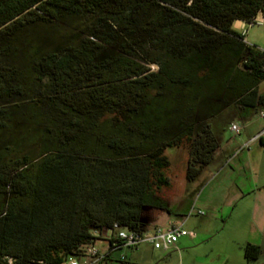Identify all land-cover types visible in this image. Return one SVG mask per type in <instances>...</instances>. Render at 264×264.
Masks as SVG:
<instances>
[{
	"label": "trees",
	"instance_id": "trees-1",
	"mask_svg": "<svg viewBox=\"0 0 264 264\" xmlns=\"http://www.w3.org/2000/svg\"><path fill=\"white\" fill-rule=\"evenodd\" d=\"M258 14L264 0H0V264H60L94 231L170 213L165 150L184 145L194 180L229 123L264 110V51L233 27Z\"/></svg>",
	"mask_w": 264,
	"mask_h": 264
},
{
	"label": "rangeland",
	"instance_id": "rangeland-1",
	"mask_svg": "<svg viewBox=\"0 0 264 264\" xmlns=\"http://www.w3.org/2000/svg\"><path fill=\"white\" fill-rule=\"evenodd\" d=\"M245 31V41L248 44L264 48L263 23L246 24ZM151 68L155 66L151 65ZM259 91H264V80L260 83ZM238 123L244 128L231 138L225 132L213 160L194 180L185 179L187 153L184 145L165 150L169 165L164 173L169 179V185L161 187L159 194L168 201L171 212L166 214L159 210L151 211L152 220L147 225V229L156 225L164 226V223L170 220L181 225L187 232H193L195 239L180 246L178 243L188 236L182 235L175 242V250L161 251L149 248L146 252L134 255L133 264H264V216L255 227L257 215L252 218L248 208L251 195L242 196L235 202L229 201L232 190L235 189L234 184L246 185L252 180L254 173L258 183L264 181V142L260 143L254 139L248 144V147L253 141L256 144L252 149V164L255 165L256 171H250L241 166L237 160L238 156L235 157L239 152L248 149L245 147L237 150L246 141L242 136L249 131L258 132L264 122L255 114L249 120L238 121ZM227 142L234 143V146L220 151L221 146ZM232 149H234L233 154ZM233 157L235 158L232 159ZM213 175L215 177L210 181L209 177ZM246 243L259 247L260 252L257 258L244 257L243 247ZM95 245L103 248L106 246V241L97 239ZM121 253L124 256H130V248L113 251L109 264H120L118 257ZM218 253L226 255V260L221 261ZM98 264H105V262Z\"/></svg>",
	"mask_w": 264,
	"mask_h": 264
},
{
	"label": "built area",
	"instance_id": "built-area-1",
	"mask_svg": "<svg viewBox=\"0 0 264 264\" xmlns=\"http://www.w3.org/2000/svg\"><path fill=\"white\" fill-rule=\"evenodd\" d=\"M237 21V28L244 36V41L246 24L252 25L264 23L260 14L247 23L240 20ZM261 50L264 51V48H261ZM258 118L264 122V110L259 111ZM242 128L243 126L237 121H232L229 123L227 130L231 135H237ZM263 138L264 125L260 131L251 138V140ZM247 145L248 142L244 143L241 148L247 147ZM197 213H201V211H197ZM185 234L188 236L194 235L193 232H187L181 227V225L173 222H168L164 226L156 225L150 229L146 228L141 232L118 227L117 224H113L111 229L106 230L101 234H98L97 231L92 233V235L97 236L98 239L106 241L105 247L99 248L95 245V242H93L86 245L82 253L78 255H69L60 264H98L100 262L109 264L108 261L112 258L111 254L113 251L121 248L136 249L142 244L150 245L153 249L169 250L175 245L178 238ZM118 259L123 260L124 254L121 253ZM7 261L8 263H11V258H7Z\"/></svg>",
	"mask_w": 264,
	"mask_h": 264
},
{
	"label": "crops",
	"instance_id": "crops-1",
	"mask_svg": "<svg viewBox=\"0 0 264 264\" xmlns=\"http://www.w3.org/2000/svg\"><path fill=\"white\" fill-rule=\"evenodd\" d=\"M237 25H238V21H235L233 23V27L236 28V29H238L237 28ZM243 128H244V126H243ZM258 132L249 131L248 133H246L245 136H242V138L244 137L243 139L246 140L243 143L248 142V144H249V142L252 141L251 138L253 136H255ZM226 133H227V136L229 138H231L233 136V135L230 134L229 131H227ZM257 140L260 142L259 139H257ZM262 141L264 142V138H263ZM263 142H260V143H263ZM230 144H232V145H230ZM233 144L234 143H232V142L231 143L230 142H227L226 144H224L223 146H221V148L219 150L220 151H223V149H226L229 146H234ZM253 146H256L255 141H253L251 143V146L248 147V145H247V147H248L247 150H243L244 152H239V154H237L235 156V157L238 156L237 157L238 158L237 160L240 162L241 166L247 168L250 171H256L255 165L252 164V153H253V150L252 149H253ZM244 148H241L239 146L237 148V150H241V149H244ZM234 149L231 150V153L234 151ZM240 153H241V155H240ZM235 157H233L232 159H234ZM214 177H215L214 175L211 176V177H209V179H211L210 181H212V179H214ZM255 177H256V173H254V175L252 177V180L250 182H248L246 185L238 186L237 184H234L235 189L234 188H231V189H234V190H232L231 197L229 198V201H234L235 202L237 199L241 198L242 196L251 195L252 198L250 200V203H249L248 208L250 210V214H251L252 218H253L254 215H257V217H256L257 218L256 219L257 222L254 223L255 224V227H256V225L261 222V220L263 219V216H264V181H261V183H258V180ZM209 179L206 181V183H208ZM168 222H172V221L167 220L164 223V225H166ZM194 239H195V235H193V236H185L184 237V240L183 241H180L178 243V245H180V246L181 245L182 246L183 245H186V244L192 242ZM149 248L150 249H153L150 245L142 244V245L138 246L136 249H133V250L130 249V256H124V259L123 260H119V263L120 264H133L134 263V260H135L134 255H136L137 253H141L143 251L146 252L147 249H149ZM175 248H176V245H174L171 249L175 250ZM153 250H155V249H153ZM161 251H167V250H161ZM218 255H219L218 256L219 258L221 257V261L222 260H226V255H223L222 253H218Z\"/></svg>",
	"mask_w": 264,
	"mask_h": 264
}]
</instances>
